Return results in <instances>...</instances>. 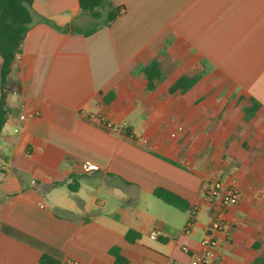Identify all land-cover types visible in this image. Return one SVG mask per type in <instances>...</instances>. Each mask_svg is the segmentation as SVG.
<instances>
[{
    "label": "crops",
    "instance_id": "1",
    "mask_svg": "<svg viewBox=\"0 0 264 264\" xmlns=\"http://www.w3.org/2000/svg\"><path fill=\"white\" fill-rule=\"evenodd\" d=\"M111 1L120 16L87 35L78 0L31 4L0 132V264H115L112 247L125 264H189L221 209L212 179L240 194L215 264H264V0ZM154 59L164 78L150 90ZM181 76L198 79L170 94Z\"/></svg>",
    "mask_w": 264,
    "mask_h": 264
},
{
    "label": "trees",
    "instance_id": "2",
    "mask_svg": "<svg viewBox=\"0 0 264 264\" xmlns=\"http://www.w3.org/2000/svg\"><path fill=\"white\" fill-rule=\"evenodd\" d=\"M32 2L33 0H0V132L8 116L5 99L8 91L9 76L17 56L21 53L26 33L33 23V16L30 11ZM78 2L82 12L87 13L95 20L94 26L84 32L85 35L94 32L101 26H109L122 12V8L115 6L111 0H78ZM41 21L61 31L71 28L74 32H82L74 26L60 28L46 19L41 18ZM142 73L147 80V88L150 90L153 89L156 80L164 78L159 62L155 59L142 68ZM197 79V76H181L169 87L168 92L170 94L175 92L185 93L195 84ZM251 102L255 105V102L252 100ZM256 110L254 106L248 111L254 112ZM153 195L165 204L180 211L189 209V204L185 199L167 189L155 188ZM188 223H191V221ZM138 238L139 234L134 230H128L125 234L126 241L130 243H133ZM109 252L115 257V264H125V259L119 254L117 247H112ZM39 263L60 264L57 259L48 254H42L39 258Z\"/></svg>",
    "mask_w": 264,
    "mask_h": 264
},
{
    "label": "built area",
    "instance_id": "3",
    "mask_svg": "<svg viewBox=\"0 0 264 264\" xmlns=\"http://www.w3.org/2000/svg\"><path fill=\"white\" fill-rule=\"evenodd\" d=\"M90 118L99 119L96 116ZM96 166L89 162H84L81 165V170L84 172L96 170ZM239 190L235 180H231L227 184H223L218 180H210L205 188V198L208 202L212 203L218 198L221 200V209L214 215L213 220L209 224L205 235L203 236L201 244V256L191 257L189 264H215L218 259L217 246L218 238L217 234L223 232L226 228L224 221L223 209L235 206L239 201ZM193 214V213H192ZM188 226L190 223L187 224ZM159 229L154 228L150 232V239L156 240L160 236ZM182 252L190 255L191 250L187 246L182 247ZM170 264H177V262H171Z\"/></svg>",
    "mask_w": 264,
    "mask_h": 264
},
{
    "label": "rangeland",
    "instance_id": "4",
    "mask_svg": "<svg viewBox=\"0 0 264 264\" xmlns=\"http://www.w3.org/2000/svg\"><path fill=\"white\" fill-rule=\"evenodd\" d=\"M11 87V86H10ZM9 87V90H11L12 88H10ZM105 196V195H104ZM103 197V196H102ZM109 199V203L111 204L112 203V205H113V201H111V199L110 198H108Z\"/></svg>",
    "mask_w": 264,
    "mask_h": 264
}]
</instances>
